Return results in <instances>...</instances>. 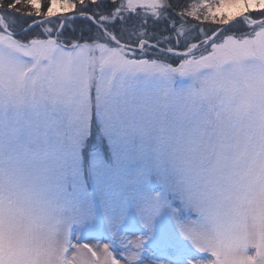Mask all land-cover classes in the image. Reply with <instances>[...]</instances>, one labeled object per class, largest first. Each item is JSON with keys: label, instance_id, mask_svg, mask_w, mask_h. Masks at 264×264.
<instances>
[{"label": "rangeland", "instance_id": "obj_1", "mask_svg": "<svg viewBox=\"0 0 264 264\" xmlns=\"http://www.w3.org/2000/svg\"><path fill=\"white\" fill-rule=\"evenodd\" d=\"M49 4V18L74 10ZM256 10L264 0H194L182 22L251 28ZM171 38L154 49L171 54ZM212 39L167 66L130 57L153 49L145 41L130 54L20 43L0 17V264H264V32L208 50ZM117 130L152 158L158 190L143 174L95 193L83 168L69 178L60 156Z\"/></svg>", "mask_w": 264, "mask_h": 264}, {"label": "trees", "instance_id": "obj_2", "mask_svg": "<svg viewBox=\"0 0 264 264\" xmlns=\"http://www.w3.org/2000/svg\"><path fill=\"white\" fill-rule=\"evenodd\" d=\"M68 1L74 5V10L67 17L64 15V17L49 18L48 9L51 0H40L39 7L34 6L31 0H0V17L20 43L51 39L67 47L100 43L119 48V45L117 46L108 37L111 36L119 44L136 48L139 42L145 41L151 44L153 49L150 48V52L142 54L130 52L133 55L130 57L148 62H162L167 66H177L185 59L196 55L197 50L182 54L192 45L202 47L204 40L213 38L206 44L207 49L210 50L213 46L221 44L225 38L239 39L254 35L255 32H264V10L249 12V18L255 23L251 28H246L240 19L228 23L221 22L222 24L218 25L219 23L216 22L201 21L202 17L198 18L200 23L196 17L192 21L199 24L198 27L182 22V19L184 20L182 16L190 18L188 11L194 0H162L167 7L159 8L160 12L156 16L144 13L142 10L127 9L124 5L125 0ZM194 26L202 30L195 29ZM181 28H183L181 37L174 38L173 33H177ZM167 36L172 37L171 54L154 49V45ZM121 49L128 53L131 50Z\"/></svg>", "mask_w": 264, "mask_h": 264}, {"label": "snow or ice", "instance_id": "obj_3", "mask_svg": "<svg viewBox=\"0 0 264 264\" xmlns=\"http://www.w3.org/2000/svg\"><path fill=\"white\" fill-rule=\"evenodd\" d=\"M112 137L113 140L109 143L103 135L93 132L79 159L72 151L62 154L60 162L68 170L69 178L74 180L78 170L83 168L85 182L95 193L100 188L116 187L143 174L147 176V181L142 187L150 191L158 190L152 158L140 153L133 142L124 143L119 130ZM93 152L98 154L94 156Z\"/></svg>", "mask_w": 264, "mask_h": 264}]
</instances>
